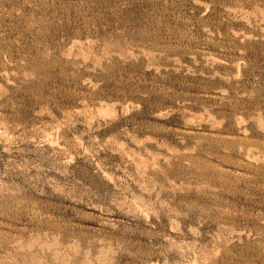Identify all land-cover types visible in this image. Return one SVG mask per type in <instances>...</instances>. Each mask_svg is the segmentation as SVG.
I'll return each mask as SVG.
<instances>
[{
  "label": "rangeland",
  "instance_id": "obj_1",
  "mask_svg": "<svg viewBox=\"0 0 264 264\" xmlns=\"http://www.w3.org/2000/svg\"><path fill=\"white\" fill-rule=\"evenodd\" d=\"M0 264H264V0H0Z\"/></svg>",
  "mask_w": 264,
  "mask_h": 264
}]
</instances>
